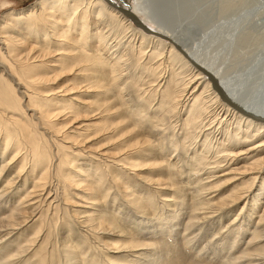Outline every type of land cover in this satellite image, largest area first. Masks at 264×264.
Instances as JSON below:
<instances>
[{
  "label": "bare ground",
  "instance_id": "6f19581e",
  "mask_svg": "<svg viewBox=\"0 0 264 264\" xmlns=\"http://www.w3.org/2000/svg\"><path fill=\"white\" fill-rule=\"evenodd\" d=\"M177 3L1 13L0 264H161L180 224L181 262L213 230L184 264H264V105L186 42Z\"/></svg>",
  "mask_w": 264,
  "mask_h": 264
},
{
  "label": "rangeland",
  "instance_id": "374dc122",
  "mask_svg": "<svg viewBox=\"0 0 264 264\" xmlns=\"http://www.w3.org/2000/svg\"><path fill=\"white\" fill-rule=\"evenodd\" d=\"M31 2L32 0H0V15L11 7L23 8ZM115 2L126 8L134 7V0H115ZM180 4H183L184 8L179 9L178 13L172 11L174 8L172 6L171 8L166 7L165 14L167 17L170 16L169 19L180 22L179 29L183 32L186 42L188 44H192L194 41L198 43L203 57L214 61L224 72L229 74L232 78V86L239 96H246L255 102L260 101V104L264 105V0H180V3L178 0L176 6ZM75 95L81 97L78 100L88 97L83 93L79 95V92H76ZM204 177L206 176L204 175ZM77 209H82V207ZM171 214L173 217V210L165 211L166 221L172 219ZM235 214L236 210L232 211L225 219L226 221L220 223V226ZM167 216L171 218L167 219ZM171 222L166 226L167 229L171 225L177 227L176 221ZM182 222L183 220H179V223ZM181 229L182 225L180 224L177 231ZM177 231L174 235L177 236L176 239L169 233L167 234L169 232L167 230L161 235L164 236V239L169 240L168 245H170V248H166L168 251L165 249L166 251L163 253L161 264H184V260L194 256L198 252L197 249L205 245V242L202 241L213 233L211 229L209 231L211 233L204 235L201 240H196L194 246H186L185 248L188 247L189 250H183V254L187 255L181 262V257L177 256V250L183 248L180 246L182 242L179 243V238L182 236L178 237ZM168 240L166 241L168 242ZM243 241L241 240L239 246ZM237 246L238 244L234 246L233 250ZM209 248H211L210 245L207 246V250ZM223 252L224 254H222ZM226 252H228V248L223 249L221 253H218L219 255L216 254V258L225 255ZM206 256L207 254H204L203 257L206 258Z\"/></svg>",
  "mask_w": 264,
  "mask_h": 264
}]
</instances>
